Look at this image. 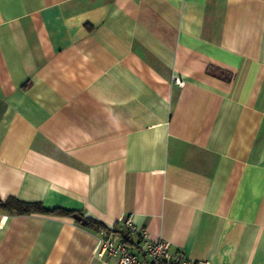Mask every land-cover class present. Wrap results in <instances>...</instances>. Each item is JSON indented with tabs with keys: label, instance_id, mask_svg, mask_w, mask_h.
I'll use <instances>...</instances> for the list:
<instances>
[{
	"label": "crops",
	"instance_id": "1",
	"mask_svg": "<svg viewBox=\"0 0 264 264\" xmlns=\"http://www.w3.org/2000/svg\"><path fill=\"white\" fill-rule=\"evenodd\" d=\"M8 197L54 212L0 208V264H116L93 249L114 225L137 251L121 218L264 264V0H0Z\"/></svg>",
	"mask_w": 264,
	"mask_h": 264
},
{
	"label": "built area",
	"instance_id": "2",
	"mask_svg": "<svg viewBox=\"0 0 264 264\" xmlns=\"http://www.w3.org/2000/svg\"><path fill=\"white\" fill-rule=\"evenodd\" d=\"M175 82L179 85L182 84V81L177 77H175ZM118 223L125 226L129 234L137 235V251L124 242L113 225L108 232L101 233L96 240L93 254L98 259L109 255L117 258L116 264H193L192 259L181 248L173 247L169 241L164 239L151 241L147 231L137 229L131 219L122 220L121 218ZM200 264L211 263L205 260Z\"/></svg>",
	"mask_w": 264,
	"mask_h": 264
},
{
	"label": "trees",
	"instance_id": "3",
	"mask_svg": "<svg viewBox=\"0 0 264 264\" xmlns=\"http://www.w3.org/2000/svg\"><path fill=\"white\" fill-rule=\"evenodd\" d=\"M0 208L8 212H16V213H30L32 211H38V212H43V213L54 212V211H49L47 209H44L40 204H31V203L21 202L17 200L15 197H8L4 201L0 200ZM57 213H60L63 215H72L76 219L77 222H79L81 225L85 227H92L96 230H99V228L103 227L99 225L98 223L93 222L91 220L82 219L80 217H77L74 211L59 209L57 210ZM120 235L127 245H130V246L133 245V242L130 241L129 238L125 234H120Z\"/></svg>",
	"mask_w": 264,
	"mask_h": 264
}]
</instances>
